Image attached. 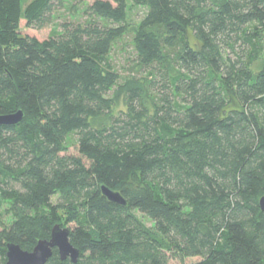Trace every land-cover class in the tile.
Returning a JSON list of instances; mask_svg holds the SVG:
<instances>
[{
  "label": "trees",
  "instance_id": "obj_1",
  "mask_svg": "<svg viewBox=\"0 0 264 264\" xmlns=\"http://www.w3.org/2000/svg\"><path fill=\"white\" fill-rule=\"evenodd\" d=\"M23 1L0 0V117L24 115L0 125V264L63 213L80 256L48 264H264V0Z\"/></svg>",
  "mask_w": 264,
  "mask_h": 264
},
{
  "label": "rangeland",
  "instance_id": "obj_2",
  "mask_svg": "<svg viewBox=\"0 0 264 264\" xmlns=\"http://www.w3.org/2000/svg\"><path fill=\"white\" fill-rule=\"evenodd\" d=\"M32 0H24L23 4L24 7L27 3H29ZM94 0H83V3L85 5L92 3ZM83 4L80 7H77L76 9H64L60 12L59 17L57 18L55 28L49 27L44 30H34L32 28H29L26 26L25 23L22 25V31L23 33L32 37H36L40 40H44L49 38V36L53 33V30L59 32L61 31V23H64L65 21L73 22V23H79L84 22L86 20L85 16L83 15ZM145 11L144 9L139 8H133V11L130 13L129 16V23L128 26L130 28V33H128L122 40L119 41L118 44L115 45L114 50L111 54L112 63L115 67V69L123 76H131L135 75L138 71L136 67V60H135V54L133 49V43H132V30L134 26L141 20L142 16L144 15ZM73 152V150H71ZM53 201L56 202L57 198H53ZM2 217L5 223H10V219L8 218V215L5 212V208H1ZM63 215V223L62 227L71 229L73 227L72 223H68L65 213ZM142 220L149 226L153 227L154 223H152L148 218L141 215ZM1 229V224H0ZM200 261V258H189L185 259L184 262L180 261L178 258H173L170 262V264H194Z\"/></svg>",
  "mask_w": 264,
  "mask_h": 264
},
{
  "label": "water",
  "instance_id": "obj_3",
  "mask_svg": "<svg viewBox=\"0 0 264 264\" xmlns=\"http://www.w3.org/2000/svg\"><path fill=\"white\" fill-rule=\"evenodd\" d=\"M23 113L0 117V125H14L23 119ZM103 194L108 200L116 204L126 206L127 201L119 192H115L106 187L102 188ZM261 208L264 211V197L260 201ZM71 231L56 225L53 228L50 240L40 241L32 252H27L14 244L8 245L6 264H48L53 255V249H58L59 255L63 261L68 258L73 263H77L80 252L70 242Z\"/></svg>",
  "mask_w": 264,
  "mask_h": 264
}]
</instances>
